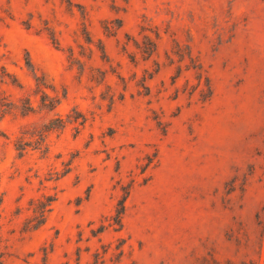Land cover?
<instances>
[{
  "label": "rangeland",
  "instance_id": "1",
  "mask_svg": "<svg viewBox=\"0 0 264 264\" xmlns=\"http://www.w3.org/2000/svg\"><path fill=\"white\" fill-rule=\"evenodd\" d=\"M68 115L18 154L23 128ZM0 193V264H264V0H0Z\"/></svg>",
  "mask_w": 264,
  "mask_h": 264
},
{
  "label": "trees",
  "instance_id": "2",
  "mask_svg": "<svg viewBox=\"0 0 264 264\" xmlns=\"http://www.w3.org/2000/svg\"><path fill=\"white\" fill-rule=\"evenodd\" d=\"M106 29L110 30L111 27L106 25ZM143 29H148L153 32L154 35H151L149 33H145L143 35V39L140 43L136 42L134 40V43L136 45V48L139 50V52L143 53L145 55L144 58L150 57L157 49V41L159 39V32L156 29H150V27H143ZM51 39L53 42L57 43L55 40V36L51 34ZM176 48L172 50L173 53H176V55L180 56L181 59L184 57H187L189 59L188 63L186 64V68H193L195 71V75L197 78L196 87L199 88L200 94H204V98L209 97L212 94V86H211V80L210 77L206 74L205 70L202 68L201 64L198 62L199 60L196 58V56H193L191 53V50L189 48V45H184V47L180 44H178L176 41H174ZM102 52L104 50L102 49ZM170 56V55H169ZM70 61H78L77 57L75 56L72 49H70L69 54ZM28 65L33 70V76L35 80V85L37 88V91L42 93V97L40 98V106L43 108H46L48 110L54 109L59 102V97L57 95H50L45 91V88L52 87L49 82L45 80V76L43 74L38 75L35 71L34 67L30 64V62L27 60ZM101 74V78L104 79L105 73L102 70H99ZM101 79V80H102ZM114 91L110 94V98L114 99ZM122 94H120L121 97ZM33 109V105L27 101L25 107L22 108V112L26 113ZM68 119H64L63 117L59 116L56 118L49 119L46 123L42 124L41 126H28L23 128L20 132L21 135L16 138L14 142V147L18 151V154L21 156L26 151V148L28 146H31L34 149H41V151L46 152L48 149V145L46 143L47 133L51 129L57 130L64 127L66 120H73L76 121L78 119L76 116L68 115ZM67 170V169H66ZM123 196L118 201V207L115 211V215L113 216V223H116L118 225L121 224L122 221V214L124 212V201L126 199V196L129 192V186H125L123 188ZM3 195L0 193V204L2 201ZM55 200L54 196L51 195H43L42 197L38 198H32L29 199L30 204V210L31 215H29L24 221H23V230H30L33 231L37 229L40 225L44 223L47 217V213L50 209V205L52 201Z\"/></svg>",
  "mask_w": 264,
  "mask_h": 264
}]
</instances>
